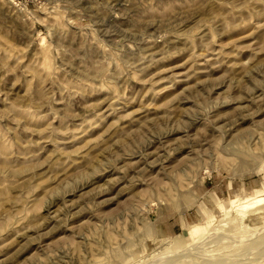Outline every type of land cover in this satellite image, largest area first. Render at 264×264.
Segmentation results:
<instances>
[{
  "label": "rangeland",
  "instance_id": "rangeland-1",
  "mask_svg": "<svg viewBox=\"0 0 264 264\" xmlns=\"http://www.w3.org/2000/svg\"><path fill=\"white\" fill-rule=\"evenodd\" d=\"M0 264H264V0H0Z\"/></svg>",
  "mask_w": 264,
  "mask_h": 264
}]
</instances>
